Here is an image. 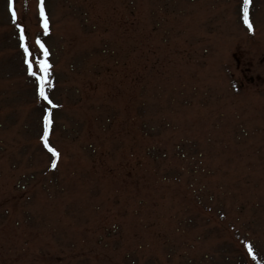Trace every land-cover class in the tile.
<instances>
[{
  "label": "rangeland",
  "instance_id": "rangeland-1",
  "mask_svg": "<svg viewBox=\"0 0 264 264\" xmlns=\"http://www.w3.org/2000/svg\"><path fill=\"white\" fill-rule=\"evenodd\" d=\"M14 1L0 264H264V0L251 32L244 0H44L47 35L39 0ZM20 29L33 63L38 38L49 53L58 157Z\"/></svg>",
  "mask_w": 264,
  "mask_h": 264
},
{
  "label": "snow or ice",
  "instance_id": "snow-or-ice-1",
  "mask_svg": "<svg viewBox=\"0 0 264 264\" xmlns=\"http://www.w3.org/2000/svg\"><path fill=\"white\" fill-rule=\"evenodd\" d=\"M249 0H244L245 5V15H244V23L247 25L248 30L252 31V25L249 23L248 20V14H247V6H248ZM44 0H39L38 8H39V15L42 21V28L44 30V34H48V22L45 18L44 13ZM8 10L12 15L13 21L16 20V13L13 10V0H8ZM19 27V26H18ZM21 35H20V47L24 50L25 55V64L27 65L28 75L35 77L37 82V93L40 96L41 99L47 101L48 103H52V101L48 98V96L45 93V84H49L50 82L47 80L48 72L51 67V65L47 62V57L49 55L48 50L46 49L45 45L41 42V40L38 38L36 40V45L39 48L40 52L42 53L44 59L37 58L35 62L33 63L29 57L31 53L29 52L28 47L25 44V36L23 34V29H20ZM36 69L39 70V74L37 73ZM55 107V105H53ZM49 119L47 116H45L44 120V135L41 137L42 141H44L45 148L48 149V151L52 154L53 157H58V153L54 151L51 147L47 144V137H48V128H49ZM56 160H52L51 167L54 169L56 167ZM249 249V254H251V246L245 245ZM255 259V257H253Z\"/></svg>",
  "mask_w": 264,
  "mask_h": 264
}]
</instances>
